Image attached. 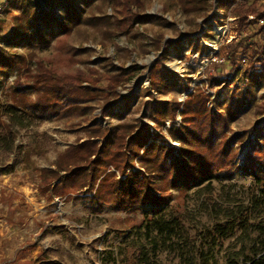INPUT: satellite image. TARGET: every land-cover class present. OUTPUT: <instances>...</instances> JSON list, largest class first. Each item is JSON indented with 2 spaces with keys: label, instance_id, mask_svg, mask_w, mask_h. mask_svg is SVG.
<instances>
[{
  "label": "rangeland",
  "instance_id": "rangeland-1",
  "mask_svg": "<svg viewBox=\"0 0 264 264\" xmlns=\"http://www.w3.org/2000/svg\"><path fill=\"white\" fill-rule=\"evenodd\" d=\"M69 1L83 10L81 22L70 32L52 37L48 44L38 45L31 29L29 43L21 38L18 24L21 20L36 23L43 36L51 27L57 32L55 20L48 17L47 24L34 17L46 6L64 20L59 0H0V47L26 59L21 74L0 79V264H139V248L146 239L132 227L150 209L118 211L104 206L93 212L84 194H77L69 185L59 186L61 177L80 164L67 152L95 134V127L105 132L122 124L130 128L145 125L163 137L160 143L179 148L167 129L181 124L180 111H175L174 120L167 119L156 129L149 117V102L180 104L181 109L188 94L200 91L207 107L220 109L223 97L216 94L220 87L214 78L230 70L224 61L225 51L255 30L241 32L233 11L219 8L215 0H203L199 10L188 13L179 0H137L140 4L132 2L130 9L139 16V22L128 32H122L115 23L122 17L124 0ZM255 1L264 5V0ZM195 43L207 51H195ZM246 47V58L229 85L230 91L234 87L241 90L248 83L255 94L228 124L226 136L239 133L243 137L234 147V163L238 166L249 140L259 145L255 134L258 121L264 119V86L250 84L244 76L257 58L250 44ZM151 69L168 70L182 81L167 91L161 88L156 92L149 87ZM41 74L53 76L69 88L76 86L73 77H77L87 90L81 91L80 100L68 98L42 119L21 111L5 112L14 93L24 104L52 103L53 97L62 96L37 88V82L43 79ZM130 102L124 111L122 106ZM106 103L112 115L103 116L101 110ZM58 162L67 172L57 168ZM169 206L170 212L186 221L190 243L196 246L203 241L204 230L225 223V211L233 210L237 218L248 215V232L237 229L222 242L216 251L218 264H229L230 259L240 262L244 255L251 254L254 245L261 248L264 243V197L250 176L219 174L186 196L172 190ZM152 259L181 264L167 251Z\"/></svg>",
  "mask_w": 264,
  "mask_h": 264
},
{
  "label": "trees",
  "instance_id": "trees-1",
  "mask_svg": "<svg viewBox=\"0 0 264 264\" xmlns=\"http://www.w3.org/2000/svg\"><path fill=\"white\" fill-rule=\"evenodd\" d=\"M54 1L50 0V3ZM92 1L86 0L87 3ZM202 1L179 0L187 13L199 10L198 5ZM215 1L219 8L233 11L241 32L246 29L255 30L253 34L243 37L225 51L224 61L228 62L230 70L227 74L214 78L220 87L216 94L223 97L220 109L207 107L206 99L200 91L188 94L181 109L180 104L151 101L149 117L156 124V129L164 125L167 119L174 120L175 111H180L181 124L178 127L171 125L167 129L168 135L179 143V148L160 143L163 142V137L152 133L145 125L130 128L122 124L105 132L95 127L93 129L95 134L71 147L67 152L80 164L69 172L63 163L58 162L57 165L58 169L67 172L61 177L59 186L69 185L77 194H84L83 198L93 212L100 211L104 206L118 211H134L136 207L150 209L141 221L132 227L137 233L145 234L146 239V243H142L139 248V264H162L152 257L165 251L175 254L181 264H218L216 251L220 249L222 242L233 236L237 229L248 232L250 227L248 215L237 218L233 210H228L224 213V224L215 223L211 231L204 230L206 235L199 246L191 244L186 221L181 215L170 212L172 190L186 196L191 189L213 176L219 174L233 176L239 172L244 176H250L259 194L264 197V119L258 121L255 134V138L260 140L259 145L249 140L242 164L239 166L234 163L236 159L234 147L242 142L243 137L239 133L226 136L228 124L255 98L248 83L241 90L238 87L229 90L234 74L240 71V62L246 58L245 50L248 44L252 49L251 53L257 58L252 60L251 66L245 72V79L257 87L264 86V5H257L255 0ZM132 2L140 4L137 0H124L120 11L122 17L115 21L117 28L122 32H128L136 22H139V16L131 12ZM59 5L64 9V20L55 17L53 10L46 6L41 7L34 17L47 24L49 18L55 20L57 32L51 27L43 36L38 24L30 21L25 24L21 20L18 24L21 38L29 43L30 38H33L29 34L31 29L33 35L38 37V45L48 44L52 37L70 32L72 26H77L81 22L83 10L72 6L69 0H59ZM22 15L28 17L27 12H23ZM56 33L58 34L55 35ZM15 36L17 33L13 38ZM246 40L249 43L245 45ZM193 49L201 53L207 51L205 47L196 43ZM238 54L240 57L236 58ZM25 60L23 55L9 53L0 47V79L21 74ZM258 67L262 69L257 70ZM133 70L135 69H129ZM39 77L43 79L37 82ZM39 77L38 75L35 77L39 84H36L38 89L51 90L56 96L60 93L62 96L57 99L53 97L52 103L44 100L24 104L19 99V94L14 93L10 96V102L4 111L8 113L21 111L29 117L42 119L45 113H52L54 108L66 103L68 98L80 100L81 91L87 90L77 77H73L75 78L73 84L76 86L71 85L70 88L68 84H59L53 76L47 78L41 74ZM180 81L182 79L168 70L157 72L151 69L149 72V87L156 92H161V88L167 91ZM130 105L131 102L124 105L125 107L122 106L123 110L127 111ZM108 108L107 103L102 107L103 116L112 115ZM262 251L264 243L261 244V248L254 245L251 254L244 255L240 262L230 259L229 264H264Z\"/></svg>",
  "mask_w": 264,
  "mask_h": 264
}]
</instances>
